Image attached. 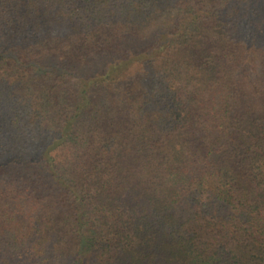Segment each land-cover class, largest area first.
<instances>
[{
  "label": "trees",
  "instance_id": "1",
  "mask_svg": "<svg viewBox=\"0 0 264 264\" xmlns=\"http://www.w3.org/2000/svg\"><path fill=\"white\" fill-rule=\"evenodd\" d=\"M0 264H264V0H0Z\"/></svg>",
  "mask_w": 264,
  "mask_h": 264
}]
</instances>
